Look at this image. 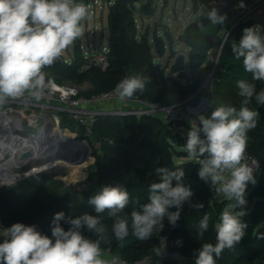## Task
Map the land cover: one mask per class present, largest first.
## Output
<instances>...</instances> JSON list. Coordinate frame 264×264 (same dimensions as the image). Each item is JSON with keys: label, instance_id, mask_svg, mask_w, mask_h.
<instances>
[{"label": "trees", "instance_id": "1", "mask_svg": "<svg viewBox=\"0 0 264 264\" xmlns=\"http://www.w3.org/2000/svg\"><path fill=\"white\" fill-rule=\"evenodd\" d=\"M140 1L107 0L109 66L105 71L94 66H86L88 57L79 51L77 42L74 44L71 62L58 61L49 68L58 66L62 73L76 77L78 82L86 80L90 84V88L80 91V94L84 96L113 91L117 83L127 75L138 73L150 77V83L145 90L135 93L138 98L146 102L156 103L160 107H168L172 101L183 100L193 94L210 72L209 52L213 48L214 41L224 30L225 23L220 26L211 25L205 19L207 11L211 8L209 3L212 0H197L204 8L193 20L189 21L180 36V40L189 49L187 53L189 78L183 70L184 58L182 56L177 57L175 63L169 66V73L165 72L167 67H161L155 63L152 46L148 40V31L144 30L142 34H138L136 28L135 13L139 12L137 7ZM223 1L232 4L241 0ZM150 3L151 0H147L141 5L140 12L143 15H151L154 12L150 8ZM201 21L205 24L206 31H201L197 27ZM252 25L253 21L245 20L235 26L228 35L223 36L220 44V47L221 45L223 47L214 72L213 99L217 103H229L237 110L243 106L244 100L238 94L239 90L236 87L238 80L255 83L257 93L264 90V82L253 81L252 74L244 70L242 60L237 61L232 57V43H238L243 29ZM152 44H155L153 40ZM80 68L83 70L79 71ZM246 106L260 114L256 127L248 132L245 160L250 158L256 160L258 171L255 178L256 184H248L246 206L236 209L235 201L226 199L222 194L216 193L209 187L207 182L198 176V162L191 163L189 161L183 169L185 174L183 183L190 186L196 200L192 204L202 202L204 208L197 210L203 216L205 213L210 215L209 229L203 236L198 235V228L192 226L194 207H188L187 211L185 210L186 206L181 209V216L175 227L171 226L167 219L164 221V228L171 235L170 237L161 236L164 237L166 251L169 253L178 252L188 260L187 264H194L195 251L202 244L216 243L214 225L219 221L220 214L225 209L239 212L242 222L247 224L246 235L235 248L225 249L217 258V264H264V104L258 103L254 96ZM144 120L149 124L155 123V126L143 129L142 121L134 122L132 116L114 114L99 117L88 141L94 150L100 152L101 158L94 166L88 168L85 180L67 187L60 196L56 194L57 187L55 186L49 188L51 192L49 200L44 203L39 202V195L52 175L46 173L31 175L11 186L0 188L2 226L10 227L14 223L35 225L38 231L51 238L50 223L55 213L63 211L66 217L73 218L85 213L96 215L92 206L87 202L88 198L98 192L100 187L116 184L124 185L130 194V204L120 214L127 219V215H130L133 209L139 210L140 204L147 203L150 185L159 182L155 171L159 165L158 160L153 161L154 155L152 156L150 153L148 156L144 154L147 158H141L142 142L149 144L152 148L151 152L157 154L159 150H163V144L165 146L167 143L171 144L170 152L172 145H177V148L181 146V139L161 118L147 116L144 117ZM62 126L63 128H72L73 123L71 121L63 122ZM109 140L113 143H108ZM78 144L80 143H76V145ZM177 148L173 149L174 154L183 153L188 157L187 152H178ZM172 168L174 169V165ZM5 189H9L8 192L5 193ZM135 201L138 203H134ZM175 210V208L170 209V211ZM102 215L104 216L102 222L108 230L107 239L102 240L100 244L102 251H108L126 263L138 264L146 256L145 254L155 252L156 241L159 242L160 250V237H158L160 232H154L148 240H138L131 234V219H127L129 236L121 246L112 234V219L107 216V213ZM61 226L65 230L70 227L63 221H61ZM84 234L95 239L92 233L85 231ZM172 236L173 241L169 242L168 239ZM144 244H146L145 248ZM128 256L135 257V259L129 261L126 259ZM163 264L182 263L168 259Z\"/></svg>", "mask_w": 264, "mask_h": 264}, {"label": "clouds", "instance_id": "2", "mask_svg": "<svg viewBox=\"0 0 264 264\" xmlns=\"http://www.w3.org/2000/svg\"><path fill=\"white\" fill-rule=\"evenodd\" d=\"M88 16V6L77 0H0V105L25 94L40 98L45 88L43 69L51 66L81 36V22ZM205 19L220 26L225 23L226 14L212 7ZM197 27L206 31L203 21ZM231 51L235 60H242L253 81L264 82V26L244 28L239 42L232 43ZM149 83L150 77L143 73L126 76L117 83L114 93L121 101L131 99ZM236 87L244 98L243 106L237 110L234 106L220 105L208 116L199 114V124L187 132L185 150L189 160H199V177L216 193L235 201L234 207L238 209L247 204L248 184H256L255 169L244 160L248 132L256 127L260 114L246 105L254 96L258 103L264 104V90L257 93L255 83L246 80H238ZM155 171L159 182L150 185L147 203L131 212V234L141 241L162 231L165 219L175 227L182 206L190 203L193 196L190 186L183 183L182 169L158 167ZM87 202L96 215L85 213L73 218L66 217L63 211L55 213L50 223L51 238L35 225L14 223L3 229L0 264H108L100 247L108 231L102 214L107 213L112 219V234L123 246L129 236V222L120 214L130 204L129 191L121 184L105 185ZM190 206L204 208L202 202ZM173 208L176 210L170 211ZM61 221L70 225L68 230L61 226ZM209 221L210 215L205 213L199 222L198 235L208 231ZM246 228L239 212L225 209L214 225L216 243L202 244L195 251L194 264H217L225 249L235 248L242 240ZM85 231L95 239L86 236Z\"/></svg>", "mask_w": 264, "mask_h": 264}, {"label": "rangeland", "instance_id": "3", "mask_svg": "<svg viewBox=\"0 0 264 264\" xmlns=\"http://www.w3.org/2000/svg\"><path fill=\"white\" fill-rule=\"evenodd\" d=\"M98 1V3H94V0H77V2H83L86 5H89V12L90 10H93V14L89 13L88 18L81 22L82 34L62 52L63 60H66L71 52L72 54H74V44L76 42L78 43L79 51L81 52H86L88 49H90L91 53H96L95 50L98 47L99 42H102L103 45L107 47L108 27L106 17L108 5L106 4L107 0ZM143 2L145 3L147 2V0H141L138 3L137 9H139V12L135 13L136 28L138 34H142L144 30L148 31V40L150 41L152 46V52L155 56V63L159 64L161 67H167L165 69V72L169 73V66L175 63L177 57L182 56L184 58L183 70L187 73L189 78L190 74L187 63V53L189 49L180 40V36L183 33L184 27L189 23L190 20H193L196 15L203 10L204 7L201 5V3H198L197 0H151L150 8L153 9L154 12L151 15H143L142 12H140V7ZM259 13L264 15V7L258 12H252L250 14V20L255 22L258 18ZM232 25L233 21L228 22L227 25L224 26L222 34H220L218 38L214 41V51L210 54V57L208 59V64L210 65V72L204 79L202 85L193 94L187 96L185 99L172 101L168 105V107H172V119L170 122L169 120L167 121L165 119L164 113L161 112L163 110H159V107L156 108V103H150L145 101L149 104L152 110L149 111V113H144V104H141L140 102L142 101L144 103V100L138 98L136 94H134L131 99H126V103L115 102L113 104L116 107V112H126L124 115L132 116L134 118V122L142 121L143 129H146L149 126H155V123L149 124L146 120H144V117L157 116L158 118H161L167 124V126H169L170 129H172L175 134L181 139V146L179 148H177V145L174 144L172 145V151L170 152L169 149L171 144L167 143V146L163 144V150H159L158 154L155 152L152 153V148L150 147V145L142 142L140 147L142 159L147 158L148 153H150V155H154L153 161L158 160V167H166L172 171H175L177 169L183 170L184 167H186L187 162L189 161H191V163H199V160H189L188 157H186L183 153H180V155L174 154L173 149L177 148L178 152H186L185 143L187 139V132L190 130L189 128L191 126L199 124L197 118L199 114L208 116L214 108L220 105H229V103L226 102H215V99H213L212 94V84L214 81V72L216 68L215 60L217 52L219 51L223 36L227 34L230 29H233ZM94 27V35H92L91 31ZM152 40L155 42V46L152 44ZM81 70L83 69L80 68L79 71ZM43 71L45 72V77L53 81L73 85L84 91L90 88V84L86 80H81L78 82L76 77L70 74L62 73L61 68H59L58 66L50 68L46 67L43 69ZM59 131L64 132L66 134L69 133V135L71 134L75 141H84L87 143L89 150L86 143L76 142L86 145L87 151L84 155L87 159V162L86 164H84V166H81L80 168H77L75 170L60 168L62 170L59 169L51 173V179L45 184L43 192L39 195V202L41 203L48 201L51 197V192L49 188L56 186L57 189L55 192L58 196H60L67 187L81 183L83 180H85L88 175V168L90 166H94V164L101 158L100 152L94 150L88 140L85 141V139L81 136L75 135L76 130H63V128L60 126ZM71 135L70 137L72 140ZM73 143L76 145L74 141ZM144 154L147 156H144ZM244 163L248 164L249 166L255 169L254 176L256 178L258 171V164L256 165V160L250 158L246 159ZM172 165H174V169L172 168ZM24 171L26 170H22V173ZM24 179L25 177L18 180L17 182H20ZM15 183H12L11 185ZM207 185L211 187L209 183H207ZM8 190L9 189H5V193L8 192ZM195 201V197L192 196L190 203L192 204ZM190 203H185L182 208L186 206L185 210L187 211V208L191 207ZM193 212L194 214L192 215V226L198 228L199 222L203 218V214L199 212L196 208H193ZM127 219H131V214L127 215ZM165 235L167 237L171 236L164 228L162 231H160L158 237L162 238L161 236ZM0 240H4V238H0ZM168 241L172 242L173 236L169 238ZM2 242L3 241H0V243ZM156 242L157 244L155 252H152L148 255L145 254L146 256H144L140 260V262L145 258H155L159 250V242ZM145 245L146 244H144V248ZM102 258L107 262H110V257L108 256V253H105V251H102ZM126 259L130 261L131 259H135V257L128 256ZM168 259L176 260L178 262H181L182 264H187L188 262V260L181 256L178 252H168V256L164 261Z\"/></svg>", "mask_w": 264, "mask_h": 264}, {"label": "built area", "instance_id": "4", "mask_svg": "<svg viewBox=\"0 0 264 264\" xmlns=\"http://www.w3.org/2000/svg\"><path fill=\"white\" fill-rule=\"evenodd\" d=\"M98 2V0H94V3ZM209 6L211 8L216 7L221 14H226L224 26L228 22L233 21L232 27L234 28V26L243 21L250 20L252 12L261 10L264 7V0H241L232 4L223 0H212ZM89 13L93 14V10H90ZM255 24H264L263 14L259 13L257 20L253 21V25ZM94 29L95 27L91 31L92 35H94ZM213 51L214 49L212 48L208 59ZM95 52L90 55L87 54V51L82 52L85 57H88V65L86 66H94L105 71L109 66L108 46L104 45L101 52L98 51L97 47ZM71 56L72 52L66 60H63V55L61 54L54 63L58 61L63 63L71 62ZM45 78V88L42 90L39 99L25 94L23 97L9 99L5 104L0 105V188L9 186L24 177L34 175L36 170H40V166L29 168L23 173L18 170L21 163L18 157L21 153L30 150L35 156L44 146L48 148L50 145L57 152L56 141L50 138V132L55 126L60 129V126L63 128V122L71 121L73 127H64L63 130H76L75 135H79L87 141L99 117L114 114L124 115L126 113L116 112V107L113 104L115 102L126 103L127 100L121 101L114 93V90L84 96L80 94L81 89L76 86L58 83L47 77ZM140 102L144 104V113H149L152 110L148 103L145 101L144 103ZM155 106L156 108L159 107V110H163L161 112L164 113L167 120L172 119V107H160L157 104ZM24 126H28L29 130L25 131ZM72 141L84 142L75 141L73 136ZM33 150H37L36 153ZM47 162L50 163L49 161ZM8 178L13 179L9 180ZM6 228L8 227L2 226L0 219V232L4 234L3 229ZM160 244V250L155 258H145L138 264H163L168 256L163 237L160 238ZM105 253H108L110 257L108 264H130L117 256H112L108 251H105Z\"/></svg>", "mask_w": 264, "mask_h": 264}, {"label": "bare ground", "instance_id": "5", "mask_svg": "<svg viewBox=\"0 0 264 264\" xmlns=\"http://www.w3.org/2000/svg\"><path fill=\"white\" fill-rule=\"evenodd\" d=\"M50 138L55 139L56 141L57 154L64 156V158L58 156L55 161L58 166V169L66 168L69 170H75L86 164L87 159L85 158L84 154L87 151V148L85 144L75 145L71 140L70 135L66 133L65 134L62 133L61 131H59V128L56 126L52 128L50 132ZM33 151L34 153H36L37 150H33ZM35 155H37V153ZM49 164L50 163L48 162L47 163L44 162L39 167V169L49 167L50 166ZM10 176L12 177V175ZM8 179L11 180L13 178H8Z\"/></svg>", "mask_w": 264, "mask_h": 264}, {"label": "water", "instance_id": "6", "mask_svg": "<svg viewBox=\"0 0 264 264\" xmlns=\"http://www.w3.org/2000/svg\"><path fill=\"white\" fill-rule=\"evenodd\" d=\"M108 1H110V0H108ZM231 31H232V29H230L228 31L227 35ZM103 47H104L103 43L100 42L98 44V51L101 52ZM222 47L223 46L221 45V47L219 48L218 54L216 56V64H217V62L219 60L220 53L222 51ZM87 54L90 55L91 51L87 50ZM45 80H46V78H45ZM24 130L28 131L29 127L28 126H24ZM49 151H50V153H49ZM55 151H56V149L52 148V146L50 145V146H48V148L46 146H44L41 150H39L37 152V155H35V156L33 155L32 151H30V150L21 153L19 155V157H18L20 162H21L19 167H18V170H20V171L27 170V169H29V168H31L33 166L34 167H38V166H41L40 164H43L44 162L47 163V161L50 162V164H49L50 166L46 167V168H42L40 170H36L34 172V175H38V174H42V173L51 174L54 171L59 170L55 160H56V158L58 156H60L61 158H64V156H61V155L57 154V152H55ZM60 170H62V169H60Z\"/></svg>", "mask_w": 264, "mask_h": 264}, {"label": "crops", "instance_id": "7", "mask_svg": "<svg viewBox=\"0 0 264 264\" xmlns=\"http://www.w3.org/2000/svg\"><path fill=\"white\" fill-rule=\"evenodd\" d=\"M99 43H100V42H99ZM88 50H90V49H88ZM3 235H4V234L0 232V238H4ZM0 241H3V240H0Z\"/></svg>", "mask_w": 264, "mask_h": 264}]
</instances>
